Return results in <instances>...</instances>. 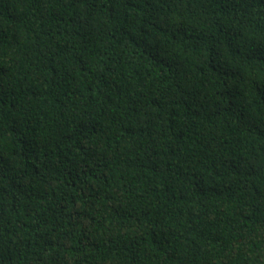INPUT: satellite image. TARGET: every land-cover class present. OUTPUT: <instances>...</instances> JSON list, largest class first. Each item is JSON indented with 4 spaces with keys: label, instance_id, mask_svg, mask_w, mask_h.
<instances>
[{
    "label": "trees",
    "instance_id": "obj_1",
    "mask_svg": "<svg viewBox=\"0 0 264 264\" xmlns=\"http://www.w3.org/2000/svg\"><path fill=\"white\" fill-rule=\"evenodd\" d=\"M0 264H264V0H0Z\"/></svg>",
    "mask_w": 264,
    "mask_h": 264
}]
</instances>
